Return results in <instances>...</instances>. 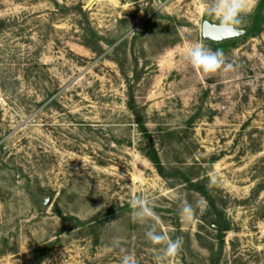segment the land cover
<instances>
[{
    "label": "rangeland",
    "instance_id": "rangeland-1",
    "mask_svg": "<svg viewBox=\"0 0 264 264\" xmlns=\"http://www.w3.org/2000/svg\"><path fill=\"white\" fill-rule=\"evenodd\" d=\"M206 7L0 0V264H155L138 194L170 264H264V0L231 35ZM196 41L237 71L193 69Z\"/></svg>",
    "mask_w": 264,
    "mask_h": 264
},
{
    "label": "clouds",
    "instance_id": "clouds-1",
    "mask_svg": "<svg viewBox=\"0 0 264 264\" xmlns=\"http://www.w3.org/2000/svg\"><path fill=\"white\" fill-rule=\"evenodd\" d=\"M206 3V14L215 19L218 28L227 30L230 35L239 30L241 17L250 10L249 0H206ZM184 60L193 69L209 75L234 73L238 67L227 62L222 50L212 51L201 41L191 44L184 54ZM199 208L200 201L193 204L182 200L179 215L185 223H195ZM131 209L132 220L145 227V238L155 248V264H170V261L180 253L183 238L172 239L162 230L151 201L143 194H138L132 199ZM113 244L118 247L120 239L114 238ZM120 264H138V261L131 254H125Z\"/></svg>",
    "mask_w": 264,
    "mask_h": 264
},
{
    "label": "water",
    "instance_id": "water-1",
    "mask_svg": "<svg viewBox=\"0 0 264 264\" xmlns=\"http://www.w3.org/2000/svg\"><path fill=\"white\" fill-rule=\"evenodd\" d=\"M201 32L203 35H210L211 34V26L204 24L201 28Z\"/></svg>",
    "mask_w": 264,
    "mask_h": 264
}]
</instances>
